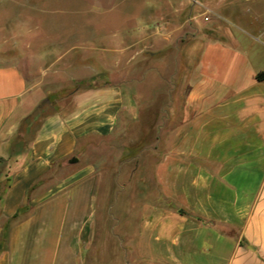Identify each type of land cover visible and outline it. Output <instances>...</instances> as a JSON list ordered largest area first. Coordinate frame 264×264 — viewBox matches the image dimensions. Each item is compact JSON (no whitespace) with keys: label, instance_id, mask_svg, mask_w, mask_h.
Masks as SVG:
<instances>
[{"label":"crops","instance_id":"crops-1","mask_svg":"<svg viewBox=\"0 0 264 264\" xmlns=\"http://www.w3.org/2000/svg\"><path fill=\"white\" fill-rule=\"evenodd\" d=\"M210 2L188 0L184 28L178 4L149 15L144 37L108 48L180 53L151 98L126 99L148 68L132 53L29 127L41 71L0 61V264H264V19L199 24ZM127 131L119 161L84 159Z\"/></svg>","mask_w":264,"mask_h":264},{"label":"rangeland","instance_id":"rangeland-1","mask_svg":"<svg viewBox=\"0 0 264 264\" xmlns=\"http://www.w3.org/2000/svg\"><path fill=\"white\" fill-rule=\"evenodd\" d=\"M210 1V10L201 7L199 11L202 12L198 17L199 24L224 26L223 23L232 24L235 16L242 14L246 18L258 16L264 19V0ZM184 2L185 4L181 0H0V61L19 56V59L23 58L20 63L27 72L28 66L24 59L33 60L41 71L35 74V105L29 127H35L44 114L54 110L57 103L66 101L74 88L86 86L89 82L80 79L87 80L89 76L101 72L106 68L107 62L110 66L115 63L122 67L125 57L135 50L131 49L122 56L108 48L114 44L125 45L124 39L131 42L144 37V28L140 26L147 16L161 13H172L174 16V8L178 4V22L184 28L193 8L188 0ZM262 24L264 27V21ZM183 33L180 28L179 39ZM166 39L163 38L164 42ZM29 42L31 45L28 46ZM47 44L51 45L46 46ZM75 44L79 46L73 47ZM161 44H153L146 52L140 50L143 44L135 47L137 53H133V65L139 67V71L143 66L144 69L148 68L142 75L141 83L138 80L126 88L127 100L134 91L150 98L166 93V79L169 80L172 76L173 63L180 59V53L177 56L170 46ZM167 87L170 88V84ZM169 102L168 99L160 101L159 114L165 115L168 112ZM135 117L136 120L137 116ZM137 123L136 120L134 124ZM137 136V131H127L114 139H94L90 141L84 159L103 163L102 166L106 168L108 157L114 156L115 162L119 161L123 151L127 150L125 143Z\"/></svg>","mask_w":264,"mask_h":264},{"label":"trees","instance_id":"trees-1","mask_svg":"<svg viewBox=\"0 0 264 264\" xmlns=\"http://www.w3.org/2000/svg\"><path fill=\"white\" fill-rule=\"evenodd\" d=\"M257 77H258V79H264V71H261V72H259L258 73V75H257ZM49 113V112H48ZM47 114V113H46ZM45 115V114H44ZM43 115V116H44Z\"/></svg>","mask_w":264,"mask_h":264}]
</instances>
